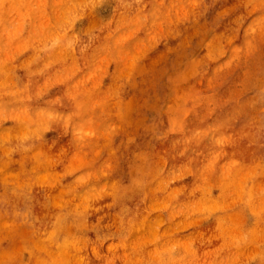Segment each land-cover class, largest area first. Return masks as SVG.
Masks as SVG:
<instances>
[{
	"label": "rangeland",
	"instance_id": "rangeland-1",
	"mask_svg": "<svg viewBox=\"0 0 264 264\" xmlns=\"http://www.w3.org/2000/svg\"><path fill=\"white\" fill-rule=\"evenodd\" d=\"M0 264H264V0H0Z\"/></svg>",
	"mask_w": 264,
	"mask_h": 264
}]
</instances>
